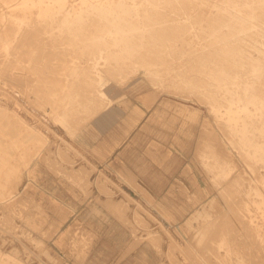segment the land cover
<instances>
[{
  "label": "rangeland",
  "instance_id": "obj_1",
  "mask_svg": "<svg viewBox=\"0 0 264 264\" xmlns=\"http://www.w3.org/2000/svg\"><path fill=\"white\" fill-rule=\"evenodd\" d=\"M0 1V16L3 18L0 21V32L9 25L16 27L15 34L13 33L15 36H12L14 38L11 41L10 54L4 52L0 38V153H2L0 178L2 175L4 177V171L7 172L11 167H16L20 172L17 186L13 190L6 191L7 196H0V200L13 193L15 199L28 191L30 194L27 193L25 197L33 200L29 201L28 206H25L21 213H16L17 209L22 210L21 207L15 210L11 207V212L7 206L0 203V254L1 252L11 253L26 264H264V174H262L264 163L254 164L246 156V151L244 147L242 148L243 137L231 127L227 117L221 118V113L218 115V112L213 109L215 103L228 104L230 100L227 96L208 95L194 86L179 90L171 86L168 80H164L166 77L163 75V67L158 64L154 66L155 68L153 67L154 72H151L154 76L145 67L136 66L121 79L112 76L107 70L108 67L104 66L103 74L105 73L104 76L108 79L106 78V86H103V89L107 91L110 102L113 103L75 137L62 129L60 123L57 124L53 120L52 104L46 101L41 91V81L33 79L30 82L26 78H32L31 71L23 69L21 64L16 65L19 51L25 48L20 44L23 42L22 34L26 29L28 32L30 26L32 28L30 32H34L36 36H33L34 41L38 40L40 48H44L45 55L49 52L55 54L61 51L62 55H70L72 50L76 51L75 54H79L80 50L85 51L84 47L118 49L125 46L122 43L121 45L108 43L95 46L87 43V46L70 43L79 40L87 42L92 35H85L86 30L88 33H95L94 39L114 43L123 39L131 41L147 39L154 27L169 26L171 23L170 26L174 29L172 33H180L175 37L172 36L178 43L174 47L219 48L216 43L209 44V42L229 38L234 43L243 42L241 44L243 48L247 50L250 48V54L259 57L261 41L258 39L263 38L262 31H264L263 26L260 25L262 23L260 18L218 13L221 6L219 0L216 3L213 0L199 3V0H153V2L152 0H135V2L128 0V3L126 0H123L124 2L111 0V3L110 0H103L102 4L101 0H93V2L90 0L91 2L84 4L86 7L81 4L74 15L66 11L57 12L55 9L46 14L38 10L39 7L36 5L32 8L33 13L30 16L34 21L31 19L25 21L20 11L12 10L8 4ZM51 1L54 0H48V2L38 0L37 4L56 6ZM126 6L132 7L135 11L130 12L129 8L124 10ZM205 6H209V11ZM94 7H98L100 11L98 13L91 11ZM155 9L158 10L160 19H157L158 15L154 14ZM159 10L162 12L160 13ZM169 13L172 16L168 15ZM185 13L187 15H184ZM133 16L134 19L130 18ZM148 16L152 17V22H147ZM161 17L166 18L163 20ZM44 22L45 25H42ZM26 25H28L27 28L24 27ZM134 27L138 28L132 30ZM125 30L131 35L122 37L118 34ZM232 32L234 35L230 34ZM215 33L225 35L218 37ZM146 34H148L147 37ZM42 37L45 39L42 40ZM99 53L97 49L95 53L84 52L87 60L82 59V62L76 63L74 68L83 71L93 70ZM21 56L26 58L23 52ZM49 62L52 61H48V64ZM157 75L162 77L161 81L156 80ZM15 76L20 79H16ZM200 78L201 83L204 79L210 81L207 77ZM22 79L23 81H20ZM124 82H126L125 85ZM80 93L82 94L81 91ZM81 94L72 95L69 99L75 103H80L82 100L81 105H84L90 96ZM64 98L67 96L65 95ZM252 117L242 119L240 130L244 127L243 122L248 123L253 141L258 139L257 141L261 140L263 143L264 136L256 128L257 125L262 124V121L259 116ZM28 138H40L42 143L34 145L32 141L25 142ZM49 146L50 148H47ZM1 156L4 158L2 159ZM72 169L75 171L79 169V171L75 173ZM122 169L129 170L136 180L123 177ZM70 172L75 175H71ZM58 173L59 175H56ZM87 173L89 176L86 178ZM75 176L80 178L78 180L83 186ZM247 184L250 187H247ZM110 201L117 203H109ZM120 204H122L121 207ZM114 205L118 207L116 206L115 209ZM29 211L35 213L34 216ZM115 212L119 213L115 214ZM122 212L126 214L122 215ZM219 214L223 216L220 217ZM141 216L144 219L140 220ZM227 216L229 217L226 218ZM146 220L149 223H146ZM216 226L224 229L219 232ZM159 233L160 237H158ZM29 235L36 240L31 242L33 240ZM38 241H43L44 246ZM88 245L91 249H88L90 248ZM42 249L46 251L42 252ZM0 259V264L2 262V264H9L2 256Z\"/></svg>",
  "mask_w": 264,
  "mask_h": 264
},
{
  "label": "bare ground",
  "instance_id": "obj_2",
  "mask_svg": "<svg viewBox=\"0 0 264 264\" xmlns=\"http://www.w3.org/2000/svg\"><path fill=\"white\" fill-rule=\"evenodd\" d=\"M5 4H8V6L10 7V9L15 10L19 13L22 14L23 18L25 21H27L28 19H31V14L33 13V7L38 5L37 7L38 10L40 9L43 13H50L52 12L54 9L55 11H63L66 13H69L70 15H74L75 13L78 12V7L84 4H87L88 2H93V0H81L80 2L78 0H54L51 2H54L53 4H55L56 6H52L49 7L48 4L47 5H41V4H37L39 3L38 0H2ZM40 1V0H39ZM42 1V0H41ZM98 1V0H97ZM101 0V4H102ZM117 1V0H116ZM121 1V0H120ZM123 1V0H122ZM125 1V0H124ZM123 1V2H124ZM128 0H126L127 2ZM135 2V0H133ZM143 1V0H142ZM147 1V0H146ZM151 1V0H150ZM157 1V0H156ZM177 1V0H176ZM175 1V2H176ZM212 0H199V2H210ZM218 0H213L214 3H216ZM1 2V1H0ZM45 2V0H44ZM48 2V0H47ZM49 2V4L51 3ZM145 2V1H144ZM153 2V0L151 1ZM163 2V1H162ZM221 6L219 7V11H217L218 13L221 14H240V15H246L248 17L251 18H260V22H262L260 25H262L261 27L264 28V0H219ZM108 3V1H107ZM111 3V0H110ZM128 3V2H127ZM138 3V2H137ZM165 3V2H163ZM167 3V2H166ZM170 3V2H168ZM133 4V3H130ZM136 4V3H134ZM146 4V3H145ZM161 4V2H160ZM179 4V2H178ZM192 4V3H190ZM188 4V6L190 5ZM98 5V4H97ZM108 5V4H106ZM119 5V3H118ZM148 5V4H147ZM162 5V4H161ZM171 5V4H170ZM175 5V4H174ZM173 5V6H174ZM185 5V4H184ZM205 5V4H204ZM85 6V5H84ZM95 6V5H94ZM100 6V5H99ZM135 6V5H134ZM133 6V7H134ZM158 6V5H157ZM164 6V5H163ZM169 6V5H168ZM181 6V5H180ZM187 6V7H188ZM191 6V5H190ZM193 6V5H192ZM199 6V4H198ZM9 7L8 12L9 11ZM36 7V8H37ZM86 7V6H85ZM108 7V6H107ZM118 7V6H117ZM159 7V6H158ZM207 7V6H205ZM92 8V7H91ZM91 8L89 10H91ZM105 8V7H104ZM125 8H129L130 12H134L135 9H132V7H124V10H126ZM139 8V7H137ZM144 8V7H142ZM146 8V7H145ZM157 8V7H156ZM163 8V7H162ZM179 8V7H178ZM197 8V7H196ZM202 8V7H201ZM209 6L207 7L206 10H208ZM95 9V10H94ZM93 12H99L100 9L97 7H94ZM112 9V8H111ZM154 9V8H153ZM164 9V8H163ZM161 9V10H163ZM168 9V8H166ZM165 9V10H166ZM188 9V8H187ZM199 9V8H198ZM205 9V8H204ZM35 10V9H34ZM37 10V9H36ZM77 10V11H76ZM103 10V9H102ZM174 10V9H173ZM172 10V11H173ZM214 10V9H213ZM86 11V10H85ZM115 11V10H114ZM137 11V9H136ZM142 11V9L140 10ZM160 11V10H159ZM176 11V10H174ZM178 11V10H177ZM196 11V9H195ZM209 11V10H208ZM207 11V12H208ZM6 12V11H5ZM36 12V11H34ZM88 12V11H86ZM109 12V11H108ZM117 12V11H116ZM119 12V10H118ZM154 14H157L158 18L160 19V14L158 12L157 9H155ZM152 12V14H153ZM162 11H160L161 13ZM167 12V11H166ZM206 12V11H205ZM55 13V12H54ZM65 13V14H66ZM113 13V12H111ZM136 13V12H135ZM141 13V12H140ZM150 13V12H149ZM178 13V12H177ZM193 13V12H192ZM191 13V14H192ZM200 13V11H199ZM210 13V12H208ZM207 13V14H208ZM6 15L7 12L5 13ZM37 14V13H35ZM88 14V13H87ZM100 14V13H99ZM165 14V12L163 13ZM162 14V15H163ZM183 14V13H182ZM189 14V13H188ZM206 15V13H204ZM60 15V14H59ZM117 15V14H116ZM133 15V14H132ZM142 15V14H141ZM168 15H171L170 13ZM184 15H187L186 13ZM15 16V15H14ZM35 16V15H34ZM45 16V15H44ZM57 16V15H56ZM85 16V14H84ZM94 16V15H93ZM101 16V14H100ZM146 16V15H145ZM166 16V14H165ZM172 16V15H171ZM170 16V17H171ZM175 16V15H174ZM181 16V15H180ZM192 16V15H191ZM195 16V15H193ZM212 16V15H211ZM230 16V15H229ZM237 16V15H236ZM59 17V16H58ZM61 17V16H60ZM86 17V16H85ZM33 18V17H32ZM35 18V17H34ZM70 18V17H69ZM73 18V17H72ZM109 18V15H108ZM130 18H135L130 17ZM137 18V17H136ZM154 18V16H153ZM162 18V17H161ZM166 17H164L165 19ZM172 18V17H171ZM178 18V17H177ZM206 19V17H204ZM16 19V18H15ZM18 19V18H17ZM37 19V18H36ZM60 19V18H59ZM139 19V18H138ZM163 19V18H162ZM163 19V20H164ZM169 19V17H168ZM235 19V18H234ZM244 19V18H243ZM242 19V20H243ZM246 19V18H245ZM3 18L0 16V21H2ZM33 20V19H31ZM50 20V19H49ZM57 20V19H56ZM94 20V19H92ZM113 20V19H112ZM141 20V19H140ZM147 22H152V17L148 16L146 17ZM211 20V19H210ZM250 20V19H249ZM23 21V20H22ZM34 21V20H33ZM36 21V20H35ZM46 21V19H45ZM86 21V20H85ZM106 21V20H105ZM173 21V20H171ZM204 21V20H203ZM222 21V20H221ZM234 21V20H233ZM246 21V20H245ZM252 21V20H251ZM13 22V21H12ZM38 22V21H36ZM58 22V20H57ZM68 22V21H67ZM84 22V20H83ZM146 22V21H145ZM163 22V21H161ZM166 22V21H165ZM236 22V21H235ZM21 23V22H20ZM33 23V22H32ZM35 23V22H34ZM49 23V22H48ZM51 23V22H50ZM61 23V22H60ZM157 23L159 24V22L157 21ZM168 23V22H167ZM170 23V22H169ZM173 23V22H172ZM175 23V22H174ZM203 23V22H201ZM205 23V22H204ZM214 23V22H213ZM227 23V22H226ZM257 23V22H256ZM255 23V24H256ZM41 24V23H40ZM54 24V23H53ZM56 24V23H55ZM73 24V23H71ZM135 24V23H134ZM138 24V23H137ZM143 24V23H142ZM166 24V23H164ZM171 24V23H170ZM169 24V26H164V27H154L152 33L150 34L149 38L147 39H142V40H130V39H123L121 41H116V42H110V41H100L97 39H94V37L96 35H93L95 33H88L87 30L85 32V35L91 34L92 36L90 37V39L87 42L84 41H72L70 43L72 44H78V45H82L84 44V46H87L86 43L90 46H95L98 44H108V43H112V44H119L121 45L124 44L125 46L118 48V49H99L96 48L97 50L100 51L99 55L96 57V62L95 65L93 66V70H89V71H83V70H78L77 68H74V65H76V63L80 62L82 59H86L85 58V54L84 52H90V53H95L96 49H93V47H91V49L89 48H85L84 50H80L79 54L76 53L75 54V50L70 51V55H62L60 53H55L53 54L52 51L50 54L45 55L44 54V48L41 49L40 45L38 44V40L34 41L33 36L34 32L31 33L30 29L28 28V32L27 29L25 32H27V34L24 32L22 35L23 37L21 38L23 42H20L21 45H23L25 48L20 50L19 54L17 55L16 59V65H23V69H27L29 71H31L30 74H32V78L28 79L30 82L31 80H35L37 79L38 82L41 81L42 84V88L41 91L46 99L47 102L52 104V109H51V114L53 115V120L55 121V123H60L62 129L67 130V132H69L72 136H75L77 134H79L85 127L86 125H89L92 121H95L98 117H100L108 108H110V105L113 103L110 102V99L108 97L107 91L103 89V86H106V78L103 74V67L107 66V70L111 73L112 76H114L115 78L121 79L123 76H126L127 72H129L130 69H134V67L136 66H143L145 67L148 71L154 72L153 67L156 66L157 64L159 66L163 67V75H165L166 79L164 78V80H168L171 84V86L179 89V90H183L186 89L187 87L190 88L191 86H194L196 88H200V90H203L204 93H208V95L211 94H215V95H222V96H227L229 98L230 101H228V104L225 105H221L219 103H215L213 106V109L215 110V112L221 113V118H228L229 123L231 125V127H233L236 132H239L240 135L243 137V145L242 148L244 147L245 151H246V156L252 160L255 163H264V141L263 143L260 141H257L258 139H255V142L253 141V138H251L252 136H250V129H249V124L246 122L244 123V127L242 130H240V126L241 125V121L244 117H252V116H259V119H261L262 124L259 126L257 125V130L260 131V133L264 136V31L263 32V38L261 40L260 38L258 40L261 41L260 44V48H259V57H255L253 55L250 54V48L249 50H247L246 48H243L241 45L243 42L241 43H234V41L229 40V38L227 39H219L216 40V42L210 41L209 44H215L218 45L217 47L219 48H177L174 46H177L178 43L173 39V37L177 36L180 33H172L173 32V27H171ZM179 24V23H178ZM34 25V24H32ZM38 25V24H37ZM45 25V22L44 24ZM96 25V24H95ZM148 25V24H147ZM176 25V24H174ZM173 25V26H174ZM197 25V24H196ZM206 25V24H205ZM247 25V24H246ZM23 26V25H22ZM28 25L24 26L25 28H27ZM39 26V25H38ZM57 26V25H56ZM55 26V27H56ZM61 26V25H60ZM103 26V25H102ZM195 26V25H194ZM199 26V25H198ZM23 27V28H24ZM34 27V26H33ZM37 27V26H36ZM41 27V25L39 26ZM43 27V26H42ZM50 27V26H49ZM52 27V26H51ZM54 27V28H55ZM66 27V26H65ZM83 27V26H82ZM92 27V26H91ZM181 27V26H180ZM183 27V25H182ZM16 27L14 25H9L7 27L4 28L3 31L0 32V38L2 41V48L4 49V52H6L7 54H10V50H11V41L13 40L15 36L13 35L14 33V29ZM24 28V29H25ZM35 28V27H34ZM138 27H134L132 30L136 29ZM187 28V27H186ZM201 28V27H200ZM260 28V27H258ZM257 28V29H258ZM36 29V28H35ZM49 29V28H48ZM146 29V28H145ZM180 29V28H179ZM178 29V30H179ZM198 29V27H197ZM38 30H40L38 28ZM37 30V32H38ZM42 30V29H41ZM44 30V28H43ZM115 30V29H114ZM130 30V29H129ZM131 30V31H132ZM34 31V30H33ZM91 31V30H90ZM181 31V30H180ZM186 31V30H185ZM205 31V29H204ZM240 31V30H239ZM252 31V30H251ZM30 32V33H29ZM57 32V30L55 31ZM196 32V31H195ZM194 32V33H195ZM218 32V31H217ZM226 32V30H225ZM228 32V31H227ZM254 32H256L254 30ZM22 33V32H21ZM59 33V32H58ZM70 33V32H69ZM78 33V32H77ZM141 33V32H140ZM184 33V32H183ZM182 33V34H183ZM198 33V32H197ZM206 33V32H205ZM234 32L230 33L233 34ZM15 34V33H14ZM25 34V36H24ZM35 34H37L35 32ZM45 34V33H43ZM63 34V33H62ZM120 35H122V37H127L130 36L131 33L130 32H126V30L124 32H120L118 33ZM193 34V33H192ZM240 34V33H239ZM246 34V33H244ZM250 34V33H249ZM20 34V36H22ZM39 35V34H38ZM37 35V36H38ZM46 35V34H45ZM44 35V36H45ZM148 34H146L147 37ZM189 35V34H187ZM216 36H224L225 34H221V33H215ZM228 35V34H227ZM234 35V34H233ZM242 35V34H241ZM258 35V33H257ZM47 36V35H46ZM45 36V37H46ZM49 36V35H48ZM68 36V34H67ZM173 36V37H172ZM181 36V35H180ZM179 36V37H180ZM183 36V35H182ZM200 36V34H199ZM239 36V35H238ZM36 37V36H35ZM40 37V35H39ZM38 37V38H39ZM45 37L42 39L44 40ZM56 37V36H55ZM120 37V36H119ZM188 37V36H187ZM186 37V38H187ZM193 37V36H192ZM206 37V36H205ZM20 38V37H19ZM24 38V39H23ZM37 38V39H38ZM41 38V37H40ZM51 38V37H50ZM53 38V37H52ZM181 38V37H180ZM191 38V37H190ZM201 38V37H200ZM225 38V37H224ZM255 38V36L253 37ZM47 39V37H46ZM59 39V37H58ZM104 39V38H103ZM189 39V38H188ZM194 39V38H193ZM237 39V38H236ZM19 40V39H17ZM53 40V39H52ZM130 40V41H129ZM179 40V39H178ZM209 40V39H208ZM234 40V39H233ZM250 40V39H249ZM191 41V39H190ZM197 41V40H196ZM243 41V40H242ZM251 41V40H250ZM42 42V41H41ZM40 42V43H41ZM67 42V41H66ZM194 42V41H193ZM234 43V44H233ZM252 43H254L252 41ZM48 44V43H47ZM51 44V43H50ZM185 44V43H184ZM203 44V43H201ZM208 44V45H209ZM247 44V43H246ZM39 45V46H38ZM43 45V42H42ZM45 45V43H44ZM49 45V44H48ZM59 45V44H58ZM259 45V44H258ZM20 46V45H19ZM53 46V45H52ZM71 46V45H70ZM192 46V45H191ZM195 46V45H194ZM215 46V45H214ZM254 46V45H253ZM18 47V46H17ZM45 47V46H44ZM48 47V46H47ZM51 47V46H50ZM56 47V46H55ZM54 47V48H55ZM193 47V46H192ZM58 48V47H57ZM79 48V47H78ZM77 48V49H78ZM110 48V47H108ZM255 48V47H254ZM15 49V48H14ZM49 49V47H48ZM62 49V48H61ZM51 50V49H50ZM49 50V51H50ZM53 50V49H52ZM64 50V49H63ZM78 51V50H77ZM255 51V50H254ZM17 52V51H16ZM21 52H23V54L26 56V58L24 59L23 56H21ZM48 52V51H47ZM55 52V51H54ZM106 53H110V54H105ZM253 52V51H251ZM258 52V51H257ZM68 53V52H67ZM98 53V52H97ZM87 57V56H86ZM95 59V57H94ZM57 60V61H55ZM87 60V59H86ZM48 61H52L49 62ZM157 61V62H156ZM82 62V61H81ZM93 63V62H92ZM162 63V64H161ZM168 65V66H167ZM86 66V65H85ZM92 66V65H91ZM82 67V66H81ZM106 68V67H105ZM104 68V69H105ZM155 68V67H154ZM138 70V69H137ZM136 70V71H137ZM161 70V69H160ZM168 70V71H167ZM105 71V70H104ZM132 71V70H131ZM108 72V74H110ZM138 72V71H137ZM130 73V72H129ZM147 74V72H146ZM153 74V73H151ZM13 75V74H12ZM134 75V74H133ZM137 75V74H136ZM162 75V76H163ZM18 76V75H17ZM16 77L20 79V77ZM23 77V75H21ZM25 76V75H24ZM29 76V75H28ZM108 76V75H107ZM154 76V74H153ZM201 76L203 77H207L210 81H207L206 79H204V81L201 83ZM12 77V76H11ZM14 77V78H15ZM31 77V76H30ZM72 77V79H70ZM113 77V78H114ZM130 77V76H129ZM112 78V79H113ZM126 78V77H125ZM13 79V78H12ZM25 79V80H26ZM108 79V78H107ZM111 79V78H110ZM131 79V78H130ZM199 79V80H198ZM128 80V79H127ZM156 80L161 81L162 77L161 76H156ZM20 81H23L20 80ZM79 81V82H78ZM119 81V80H118ZM124 81V80H123ZM122 81V82H123ZM130 81V80H128ZM25 82V81H24ZM120 82V81H119ZM166 83V82H165ZM31 84V83H30ZM33 84V82H32ZM121 84V83H120ZM124 85L126 84V82L123 83ZM160 84V83H159ZM203 84V85H201ZM153 85V84H152ZM167 85V84H166ZM165 85V86H166ZM34 86V85H33ZM98 86V87H97ZM40 89V88H38ZM38 91V90H37ZM80 91L82 92V94H84V96H90V99L87 98L86 103H84V105L81 102L79 103H75L72 100H70L69 98L72 95H77V94H81ZM193 91V90H192ZM81 94V95H82ZM67 96V98H64V96ZM202 96V95H201ZM83 97V96H82ZM121 98V97H119ZM86 100V99H85ZM76 101V99H75ZM2 102V101H1ZM227 103V101H226ZM1 105V104H0ZM12 109V107H11ZM15 109V108H14ZM27 116V115H26ZM28 118V117H26ZM253 118V117H252ZM28 120V119H27ZM249 121V120H248ZM255 121V120H254ZM32 122V121H31ZM30 122V124H31ZM252 123V122H251ZM250 123V124H251ZM259 123V122H258ZM45 125V124H44ZM247 125V126H246ZM46 126V125H45ZM48 127V126H47ZM49 128V127H48ZM33 129V128H32ZM40 129V128H39ZM50 129V128H49ZM231 129V128H230ZM52 130V129H51ZM231 131H234L233 129H231ZM255 131V130H254ZM37 132V131H36ZM53 132V131H52ZM235 132V131H234ZM42 133V132H41ZM257 133V132H256ZM233 134V133H232ZM259 134V133H257ZM209 135V134H208ZM239 135V134H238ZM260 135V134H259ZM6 136V135H5ZM56 136H58L56 134ZM80 136V135H79ZM206 136V135H205ZM212 135H210L209 137L212 139L213 137H211ZM262 136V137H263ZM76 137V136H75ZM74 137V139H75ZM61 138V137H60ZM83 138V137H82ZM256 138V137H255ZM204 139V138H203ZM206 139V138H205ZM262 139V138H259ZM50 140V139H49ZM264 140V139H262ZM20 141V140H17ZM32 141L33 144H40L42 143V139L40 138H28L25 142H29ZM215 141V140H214ZM23 142V141H22ZM54 142V141H53ZM13 143V142H12ZM67 143V142H66ZM218 143V142H216ZM240 143V142H239ZM53 144V143H52ZM51 145V144H50ZM1 146V145H0ZM68 146V145H67ZM70 146V145H69ZM68 146V147H69ZM207 146V145H206ZM201 147H204L201 145ZM47 148H50L47 147ZM69 148H73V147H69ZM200 148V147H199ZM205 148V147H204ZM211 148V147H210ZM219 148V147H218ZM217 148V149H218ZM25 149V148H24ZM58 149V148H57ZM14 150V149H13ZM51 150V149H50ZM209 150V149H208ZM221 150V148H220ZM18 151V150H17ZM53 151V150H52ZM75 151V150H74ZM198 151V149H197ZM214 151V150H213ZM225 151V150H224ZM61 152V151H60ZM69 152V151H67ZM210 152V151H209ZM4 153V151H3ZM47 153V152H46ZM45 153V154H46ZM2 153H0L1 155ZM55 154V153H54ZM77 154V152H76ZM224 154V153H222ZM5 155V154H4ZM49 155V154H48ZM56 155V154H55ZM78 155V154H77ZM3 156V155H2ZM1 156V158H2ZM6 156V155H5ZM45 156V155H44ZM82 156V155H81ZM80 156V157H81ZM7 157V156H6ZM46 157V156H45ZM51 157V155H50ZM227 157V155H226ZM4 158V157H3ZM2 158V159H3ZM19 158V157H18ZM85 158V157H84ZM44 159V158H43ZM47 159V158H46ZM49 159V156H48ZM45 160V159H44ZM199 160V158H198ZM208 160V159H207ZM10 161V160H9ZM204 161V160H203ZM14 162V161H13ZM74 162V161H73ZM72 162V163H73ZM207 162V161H206ZM213 162V161H212ZM71 163V164H72ZM1 164V163H0ZM14 164V163H13ZM16 164V163H15ZM50 165V163H48ZM250 164V163H249ZM11 165V164H10ZM259 165V164H258ZM264 165V164H262ZM12 166V165H11ZM52 166V165H50ZM206 166V165H205ZM233 166V165H232ZM1 167V166H0ZM22 167V165H21ZM20 167V168H21ZM117 167V166H116ZM264 167V166H263ZM50 168V167H49ZM53 168V167H52ZM51 168V169H52ZM118 168V167H117ZM262 168V167H261ZM2 170V169H1ZM5 170V169H4ZM23 170V168H22ZM33 170V168L31 169ZM71 170V169H70ZM69 170V171H70ZM73 170V169H72ZM83 172H85V170L82 168ZM206 170V169H205ZM3 171V170H2ZM1 171V172H2ZM54 171V170H53ZM67 171V172H69ZM75 171V170H73ZM71 171V172H73ZM76 171H79L76 170ZM75 171V173H76ZM120 171V170H119ZM62 172V171H61ZM67 172H65L66 174H68ZM70 172V173H71ZM122 174L124 175L123 177H125L126 179H135V176L132 175V173L129 170H125L122 169L121 170ZM208 173V171H206ZM5 175L3 177L0 178V196L1 197H5L7 196V192L9 190H13V188H15V186H17L18 184V179L20 177V172L19 169H17L16 167H11L9 168V170H7V172H5ZM30 173V172H28ZM71 173V175H75ZM216 173V172H215ZM218 173V172H217ZM31 174V173H30ZM78 174V173H77ZM86 174V173H85ZM214 174V173H213ZM229 174V172H228ZM264 174V173H262ZM29 175V174H28ZM56 175H59L56 174ZM79 176H81V174H78ZM76 175V176H78ZM25 176V175H24ZM23 176V177H24ZM68 176V175H67ZM75 176V177H76ZM88 173L86 178L88 177ZM238 176V175H237ZM30 177V175H29ZM73 177V176H72ZM83 177V176H82ZM215 177V176H214ZM236 177V176H235ZM234 177V178H235ZM243 177V176H242ZM69 178V177H68ZM77 178V177H76ZM225 178V177H224ZM239 178V176H238ZM244 178V177H243ZM261 178V177H260ZM23 179V178H22ZM80 179L79 177L76 179L78 180ZM83 179V178H82ZM81 179V180H82ZM230 179V178H229ZM228 179V180H229ZM21 180V179H20ZM75 180V178H74ZM87 180V179H86ZM121 180V179H120ZM213 180V179H212ZM218 180V178H217ZM224 180V179H223ZM234 180V179H233ZM232 180V181H233ZM236 180V179H235ZM244 180V179H243ZM79 181V180H78ZM221 181V180H220ZM81 182V181H79ZM88 182V180H87ZM86 182V183H87ZM214 182V180H213ZM235 182V181H234ZM241 182V181H240ZM85 183V181H84ZM217 183V182H216ZM220 183V182H219ZM230 183V182H229ZM248 183V181H247ZM78 184V183H77ZM80 184V183H79ZM89 184V183H88ZM134 184V183H132ZM137 184V181H136ZM183 184V183H182ZM235 185V183H232V185ZM264 184V181H263ZM82 185V182H81ZM175 185V184H174ZM228 185V184H227ZM226 185V187H227ZM83 186V185H82ZM107 186V185H106ZM180 186V185H179ZM246 186V185H245ZM249 186V184H247V187ZM25 187V186H24ZM86 187V186H85ZM178 187V186H177ZM232 187V186H230ZM238 187V186H237ZM240 187V186H239ZM238 187V188H239ZM250 187V186H249ZM27 188V186H26ZM256 188V187H255ZM23 189V187H22ZM107 189V188H106ZM226 189V188H224ZM234 189V188H233ZM236 189V188H235ZM241 189V188H240ZM248 189V188H247ZM252 189V188H251ZM34 190V189H32ZM112 191V189H110ZM109 190V191H110ZM190 190V189H188ZM223 190V188H222ZM246 190V189H245ZM244 190V191H245ZM255 190L256 189H252ZM31 191V190H30ZM108 191V192H109ZM161 191V190H160ZM237 191V190H235ZM27 192V191H25ZM113 192V191H112ZM110 192V193H112ZM225 192V191H224ZM230 192V191H229ZM243 192V190H242ZM17 193V192H15ZM29 193V191L27 192ZM27 193L25 195H27ZM35 193V192H34ZM226 193V192H225ZM240 193V192H239ZM244 193V192H243ZM256 193V192H255ZM14 194V193H13ZM13 194L9 195V197L7 198H2V200H0V203H3L4 206H7L9 208V210L12 212L11 207L15 208L17 207H21L22 210L17 209L16 213H21L22 211H24V207L28 206L27 204L29 203V201H31L29 198L25 197V195H21L18 198L13 197ZM30 194V193H29ZM109 195V193H107ZM147 194V193H146ZM199 194V193H198ZM32 195V194H31ZM30 195V196H31ZM36 195V194H34ZM33 195V196H34ZM114 195V194H113ZM235 195V194H233ZM238 195V194H237ZM257 195V194H256ZM112 196V195H111ZM226 196V195H225ZM37 197V196H34ZM205 197V196H204ZM33 198V197H32ZM136 198V197H135ZM228 198V197H227ZM35 199V198H34ZM109 199V198H108ZM111 199V198H110ZM197 199V197L195 198ZM205 199V198H204ZM229 199V198H228ZM132 200V199H131ZM137 200V199H136ZM199 200V199H198ZM225 200V199H224ZM256 200H260V199H256ZM255 200V201H256ZM33 201V200H32ZM31 201V202H32ZM36 201V200H34ZM38 201V200H37ZM101 201V200H100ZM112 201V199H111ZM109 202V203H117L116 201L113 202ZM119 201V200H118ZM124 201V200H122ZM121 201V202H122ZM196 201V200H195ZM227 201V200H225ZM249 201V200H247ZM30 202V203H31ZM91 202V201H90ZM125 202V201H124ZM130 202V201H129ZM132 202V201H131ZM254 202V201H251ZM258 202V201H257ZM51 203V202H50ZM104 203V202H103ZM106 203V202H105ZM108 203V202H107ZM108 203V204H109ZM126 203V202H125ZM124 203V204H125ZM155 203V202H154ZM33 204V203H32ZM102 204V202H101ZM107 204V205H108ZM114 204V203H113ZM113 204L112 207H113ZM119 204V202H118ZM123 204V203H122ZM120 204V207L121 205ZM255 204V203H254ZM31 205V204H29ZM129 205V204H126ZM259 205V204H256ZM115 206V205H114ZM117 206V205H116ZM115 206V209H116ZM261 206V205H260ZM32 207V206H31ZM58 207V206H57ZM111 207V206H110ZM111 207V208H112ZM118 207V206H117ZM119 207V209H120ZM124 208H126L123 205ZM229 207V205H228ZM258 207V206H257ZM263 207V206H262ZM3 208V207H1ZM30 208V207H29ZM122 208V210L124 209ZM230 208V207H229ZM238 208V207H237ZM247 208V207H246ZM260 208V207H258ZM7 209V208H6ZM26 209V208H25ZM59 209V208H58ZM128 209V208H126ZM125 209V211H126ZM142 209V208H141ZM231 209V208H230ZM29 210V209H28ZM27 210V211H28ZM113 210V209H112ZM121 210V211H122ZM137 210V209H136ZM145 210V209H144ZM249 210V209H248ZM260 210V209H259ZM9 211V212H10ZM26 211V212H27ZM114 211V210H113ZM120 211V213H121ZM124 211V212H125ZM31 212V211H29ZM122 212V215L123 213ZM135 212V209H134ZM227 212V211H226ZM225 212V213H226ZM4 213V212H3ZM33 214V212H31ZM118 214L119 212H115V214ZM147 213V212H146ZM228 213V212H227ZM233 213V212H232ZM239 213V212H238ZM12 214V213H11ZM35 214V213H34ZM33 214V216H34ZM126 214V213H124ZM148 214V213H147ZM229 214V213H228ZM9 215V214H8ZM17 215V214H16ZM140 215V214H139ZM149 215V214H148ZM220 217L222 214H219ZM230 215V214H229ZM11 216V215H10ZM14 216V215H13ZM121 216V215H118ZM127 216V215H126ZM138 216V215H137ZM151 216V214H150ZM153 216V215H152ZM217 216V215H216ZM223 216V215H222ZM17 217V216H16ZM42 217V216H41ZM124 217V216H121ZM135 217V216H134ZM229 216H227L226 218H228ZM12 217H10L11 219ZM39 218V217H38ZM55 218V217H54ZM128 218V217H127ZM126 218V219H127ZM153 218V217H152ZM217 218V217H216ZM225 218V219H226ZM240 218V217H239ZM124 219V218H122ZM144 219V217L140 218ZM214 219V218H213ZM13 220V219H12ZM11 220V221H12ZM46 220V219H45ZM54 220V219H53ZM130 220V219H129ZM155 220V219H154ZM169 220V219H168ZM220 220L222 221V219L220 218ZM227 220V219H226ZM44 221V219H43ZM139 221V220H138ZM144 221V220H142ZM156 221V220H155ZM41 222V221H40ZM49 222V221H48ZM53 222V221H52ZM146 223L148 222L147 220L145 221ZM214 222V221H213ZM224 222V221H223ZM228 222V221H227ZM226 222V223H227ZM31 223V222H30ZM146 223H144L146 225ZM149 223V222H148ZM219 223H221L219 221ZM44 224V223H43ZM217 224V223H216ZM223 225V223H221ZM225 224V223H224ZM228 224V223H227ZM31 225V224H30ZM46 225V224H45ZM54 225V224H53ZM140 225V224H139ZM143 225V224H142ZM219 225V224H218ZM42 226V225H41ZM147 226V225H146ZM164 226V225H163ZM21 227V224H20ZM212 227V226H211ZM215 227V226H214ZM217 227V226H216ZM222 227V226H221ZM225 227V226H224ZM33 228V227H32ZM38 228V227H37ZM163 228V227H162ZM169 228V227H168ZM218 228V227H217ZM220 228V225H219ZM218 228V229H219ZM50 229V228H49ZM137 229V228H136ZM173 229V228H172ZM210 229V227H209ZM221 229H224L223 227ZM219 229L218 231L221 232ZM204 230V229H203ZM212 230V229H211ZM216 231V229H213ZM212 230V231H213ZM172 231V230H171ZM170 231V232H171ZM177 232V230H175ZM174 231V232H175ZM214 231V232H215ZM226 231V230H225ZM46 232V231H45ZM157 232V231H156ZM166 232V231H165ZM30 233V232H29ZM167 233V232H166ZM172 233V232H171ZM218 233V232H217ZM28 234V233H27ZM26 234V236H27ZM47 234V233H46ZM200 234V233H199ZM202 234V232H201ZM210 234V232H209ZM23 235V234H21ZM25 235V234H24ZM68 235V234H67ZM220 235V234H219ZM222 235V234H221ZM224 235V234H223ZM31 236V235H29ZM149 236V235H148ZM200 236V235H199ZM198 236V237H199ZM206 236V235H204ZM218 236V235H217ZM225 236V235H224ZM28 237V236H27ZM68 237V236H67ZM153 237H156V235ZM160 237V233L159 236ZM29 238V237H28ZM64 238V237H62ZM66 238V237H65ZM144 238V236H143ZM152 238V237H150ZM225 238V237H224ZM223 238V239H224ZM32 239V236H31ZM34 239L36 240V238L34 237ZM34 239H32L34 242ZM70 239V238H69ZM145 239H147L145 237ZM159 240L161 238H158ZM157 239V240H158ZM192 239V238H191ZM222 239V240H223ZM75 240V239H74ZM149 240V239H148ZM151 240V239H150ZM156 240V238H155ZM197 240V239H196ZM153 241V240H151ZM162 241V240H161ZM221 241V239H220ZM226 241V240H225ZM39 242V241H38ZM43 242V241H42ZM42 242H39L42 243ZM66 242V241H65ZM158 242V241H156ZM228 242V241H227ZM23 243V242H22ZM45 243V241H44ZM61 243V242H60ZM72 243V242H71ZM86 243V242H85ZM84 243V244H85ZM152 243V242H151ZM162 243V242H161ZM232 243V242H231ZM43 244V243H42ZM47 244V243H46ZM63 244V243H62ZM153 244V243H152ZM156 244V243H155ZM228 244V243H227ZM37 245V244H36ZM70 245V243H69ZM154 245V244H153ZM226 245V243H225ZM40 246V245H39ZM44 246V244H43ZM47 246V245H46ZM68 246V245H67ZM80 246V245H78ZM90 247V245H88ZM162 246V244H161ZM73 247V246H72ZM84 247V246H81ZM80 247V248H81ZM223 247V246H222ZM45 248V247H44ZM47 248V247H46ZM45 248V249H46ZM67 250L68 248L65 247ZM28 249V248H26ZM42 249V252L43 250ZM75 249V247L73 248ZM84 249V248H82ZM88 249H91L88 248ZM220 249V248H219ZM76 250L78 251V249L76 248ZM80 250V249H79ZM162 250V248H161ZM12 251V250H11ZM30 251V250H29ZM46 251V250H45ZM81 251V250H80ZM79 251V252H80ZM86 251V250H85ZM236 251V250H235ZM4 252V251H3ZM68 252V251H67ZM88 252V250H87ZM234 252V251H233ZM75 254V253H74ZM0 256H2V258L4 259V261L6 260V262H9V264H26L23 261L18 260L17 257H14L11 253H2L0 254ZM76 258V257H75ZM1 260V259H0ZM3 261V260H2ZM11 261L13 263H11ZM5 262V263H6ZM3 263V262H2ZM1 263V264H2ZM227 263V262H226ZM228 264V263H227Z\"/></svg>",
  "mask_w": 264,
  "mask_h": 264
},
{
  "label": "water",
  "instance_id": "obj_3",
  "mask_svg": "<svg viewBox=\"0 0 264 264\" xmlns=\"http://www.w3.org/2000/svg\"><path fill=\"white\" fill-rule=\"evenodd\" d=\"M128 189V188H127ZM129 190V189H128ZM130 191V190H129ZM131 193L133 194V192L131 191ZM134 195V194H133Z\"/></svg>",
  "mask_w": 264,
  "mask_h": 264
}]
</instances>
